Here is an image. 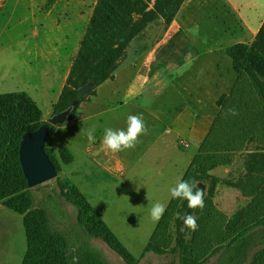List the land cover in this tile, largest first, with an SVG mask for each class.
<instances>
[{
  "label": "rangeland",
  "instance_id": "obj_1",
  "mask_svg": "<svg viewBox=\"0 0 264 264\" xmlns=\"http://www.w3.org/2000/svg\"><path fill=\"white\" fill-rule=\"evenodd\" d=\"M213 1L217 5L212 9V17L207 20V25L219 28L223 25L222 11L228 3L226 0ZM35 2L40 15L52 19L54 25H50L44 19L45 26L31 31L29 44L31 42L32 44L27 45L25 49L22 43L26 32L21 23L25 20L27 11L32 8L33 0H0V94L28 93L42 109V120L49 123V119L56 114L55 109L65 86L63 76L67 78L78 42L89 24L97 0H35ZM162 26L163 24L158 22L148 28V34L146 31L135 39L136 42L130 44V49L121 60V65L132 57H137L141 51L149 48L161 37ZM19 28L21 33L18 32ZM159 33L160 36H157ZM219 40L218 36H212L210 42L201 47L216 48L215 44ZM193 54L197 55V50L187 36L176 33L159 54L162 63L161 74L173 73L174 66L181 64L184 57ZM170 62L171 64L167 65ZM215 72L226 76L225 70ZM168 77L180 79L175 73ZM91 90L92 88L84 95L86 101L91 100L92 96L89 95ZM135 93L133 90L127 96L126 87H120L115 93L102 92L99 98L93 99L92 104L87 102L85 111L77 118L72 114L67 123L53 126L46 142L48 149H53V142L56 145L63 138L78 148L77 159L80 157L79 152H85V155L78 164L63 165L56 178L31 188V192L35 206L46 208L54 228L71 240L73 252L86 242L107 264H126L102 238L83 233L78 209L61 195L60 183L67 178H70L87 196L121 243L139 259L138 264H181L177 258L181 257L180 255L160 256L151 252L143 258L141 256L162 219L159 222L152 221L149 215L150 205L159 201L165 204L166 209L168 208L172 200L170 189L178 179L183 178L185 169L197 152L196 147L194 144L185 149L168 147L172 146L171 141L174 139L171 129L178 104L170 106L171 111L162 114V105L154 93H146L143 98L132 100ZM94 102L97 104L94 105ZM262 110L260 106L258 117ZM137 114H142L147 133L139 137L134 149L124 151L126 172L122 174L121 168L113 172L117 178L113 177L107 171L111 167L106 164L107 156L97 153L99 142L102 141L106 128L126 129L128 115ZM151 127L156 128L154 136L151 134ZM89 128L95 129L93 141L87 138ZM161 134L163 139H160ZM258 136L254 134L248 147L239 154L238 157L241 159L239 171L244 169L247 156L254 153L253 150L259 145H264L257 142ZM114 155L121 158L117 153ZM209 156L213 158V155ZM159 158L162 160L158 161ZM225 186L224 183H220L213 192L215 197L211 200L215 209L207 220V226H204L208 232L223 233L236 211L246 205V199L243 195L240 196V192L233 203L227 201L229 197L225 193ZM190 231L188 229L185 234L187 241L190 238ZM215 247L216 245L212 249ZM262 248L264 226L253 231L241 250H220L206 264H250L254 254ZM26 251L27 239L23 217L1 205L0 264H22Z\"/></svg>",
  "mask_w": 264,
  "mask_h": 264
},
{
  "label": "trees",
  "instance_id": "obj_2",
  "mask_svg": "<svg viewBox=\"0 0 264 264\" xmlns=\"http://www.w3.org/2000/svg\"><path fill=\"white\" fill-rule=\"evenodd\" d=\"M185 1L97 0L89 24L78 42L55 113L74 106L75 116L86 101L80 90L91 85L89 95L95 96L98 86L114 79L130 44L158 22L168 27ZM177 34L184 33L179 31ZM227 53L233 61V70L249 78L259 98L263 108L259 122L264 128V23L251 45L239 43L231 46ZM42 118V109L28 93L0 94V203L23 217L27 251L22 264H107L86 242L73 252L71 240L54 228L47 209L35 206L19 150L26 133L47 124ZM258 147L247 156L244 169L234 183L242 191L246 205L236 211L223 233L204 229L215 209L211 200L215 197L213 192L222 179L213 174L219 166V159L215 155L211 158L203 154L194 160L183 180L195 181L194 191L204 190L205 207L202 210L189 209L186 200L172 198L141 258L153 252L160 256L180 255L177 258L181 264H206L220 250H241L253 231L264 226V147ZM45 149L58 172L62 165L75 162L67 145L61 144L57 151L46 146ZM60 189L61 195L78 209L85 235L102 238L126 264H138L139 259L121 243L70 178L60 183ZM177 213L197 218L198 227L190 231L188 241L185 237L188 229L183 234V220L177 218ZM214 245L216 247L212 249ZM250 264H264V248L254 254Z\"/></svg>",
  "mask_w": 264,
  "mask_h": 264
},
{
  "label": "crops",
  "instance_id": "obj_3",
  "mask_svg": "<svg viewBox=\"0 0 264 264\" xmlns=\"http://www.w3.org/2000/svg\"><path fill=\"white\" fill-rule=\"evenodd\" d=\"M226 2L228 6L222 11L221 18L223 25L214 28L207 25V20L212 17V9L217 3L213 0H186L168 27L161 22L163 31L162 34H157V36L161 34V37L149 48L141 51L137 57L123 63L115 72L114 79H109L98 86L97 94L92 96L90 101L83 102L73 117L77 118L82 111L84 112L88 106L87 102L92 104L93 99L99 98L102 92L115 93L120 87L127 88V96L133 90L136 92L132 100L143 98L146 93H154L162 105V114L170 112V106L178 104L171 129L174 139L171 141L172 146L168 147L185 149L194 144L197 151L185 169L184 176L199 156L217 155L219 166L213 174L222 179L220 183L226 185L225 193L229 197L226 200L233 203L239 192L240 196L243 195L240 188L234 186L242 172L239 171L241 159L238 156L248 147L254 134L259 135L257 142L264 144V128L259 122L263 112L258 117L259 98L249 78L233 70V61L227 51L239 43L251 45L256 39L264 23V0ZM179 31L187 36L197 50V55L184 57L181 64L174 66L172 70L174 72L171 74H178L180 79H171L168 77L171 74H161L162 63L159 54ZM212 36L220 38L215 44L216 48H202L201 45H207ZM129 49L130 47L127 52ZM170 64L171 62L167 65ZM219 70H225L226 76L215 72ZM65 79L63 76V81ZM149 85L151 86L148 87ZM96 104L94 102V105ZM230 108L235 109L236 114L225 117V112ZM151 130L154 136L156 128L151 127ZM160 139H163L162 134ZM61 143L67 145L75 154V162L72 164L81 162L85 152H79L80 157L77 159L78 148L63 138L56 145L53 142V149L57 151ZM100 143L97 153L107 156L106 164L111 165L107 169L109 174L116 177L113 172L121 168L124 174L127 167L124 151L117 153L120 158L110 152L100 151ZM161 160L162 158L158 159ZM221 190L223 191L222 188Z\"/></svg>",
  "mask_w": 264,
  "mask_h": 264
},
{
  "label": "clouds",
  "instance_id": "obj_4",
  "mask_svg": "<svg viewBox=\"0 0 264 264\" xmlns=\"http://www.w3.org/2000/svg\"><path fill=\"white\" fill-rule=\"evenodd\" d=\"M236 114L235 109H228L225 112V117L228 115ZM126 129L114 130L112 128H106L104 130V135L100 144V151L119 153L126 150H131L136 147L139 141V137L147 133V127L144 123L142 114L128 115L126 121ZM84 130L82 129L81 133ZM94 128H89L87 130V138L89 141L94 140ZM196 182L186 181L183 179H178L173 187L170 189V196L174 199H181L187 201V206L189 209H203L205 207L204 196L205 192L203 189H197ZM166 210L165 204L157 201L150 205L149 215L153 222H159L163 217ZM177 218L183 220V226L181 231L190 229L195 231L198 227L197 218L191 214L180 216L179 213L176 214Z\"/></svg>",
  "mask_w": 264,
  "mask_h": 264
},
{
  "label": "water",
  "instance_id": "obj_5",
  "mask_svg": "<svg viewBox=\"0 0 264 264\" xmlns=\"http://www.w3.org/2000/svg\"><path fill=\"white\" fill-rule=\"evenodd\" d=\"M91 86L80 90L85 95ZM74 106L56 113L49 119V123L42 125L37 130L26 133L20 144V162L29 188L45 184L58 176L56 166L46 152L45 146L52 127L67 123L73 114Z\"/></svg>",
  "mask_w": 264,
  "mask_h": 264
},
{
  "label": "bare ground",
  "instance_id": "obj_6",
  "mask_svg": "<svg viewBox=\"0 0 264 264\" xmlns=\"http://www.w3.org/2000/svg\"><path fill=\"white\" fill-rule=\"evenodd\" d=\"M44 19H46V21L49 22L50 25H54V21L52 19H49L43 15H40V12L39 10L37 9V6H36V2L35 0H33V6H32V9H31V12L28 14L26 20L24 21L23 25L21 23V26H24L26 28H28L27 30V33H26V38L25 36H23V47L25 46V49H26V46L27 45H31L32 42L29 44V40H30V34H31V31L34 30V28H37L38 26H45L43 24V21ZM46 29V28H45ZM18 32L21 33V29L19 28Z\"/></svg>",
  "mask_w": 264,
  "mask_h": 264
},
{
  "label": "built area",
  "instance_id": "obj_7",
  "mask_svg": "<svg viewBox=\"0 0 264 264\" xmlns=\"http://www.w3.org/2000/svg\"><path fill=\"white\" fill-rule=\"evenodd\" d=\"M31 9H32V8H31ZM31 9H30L29 11H27L26 18H27V16H28V14L31 12ZM26 18H25V20H26ZM25 20L22 21V25H23V23H24ZM22 27L24 28V31L27 33L28 28H26V27H24V26H22ZM39 27L43 28V26H38L37 28H34V29H38Z\"/></svg>",
  "mask_w": 264,
  "mask_h": 264
}]
</instances>
